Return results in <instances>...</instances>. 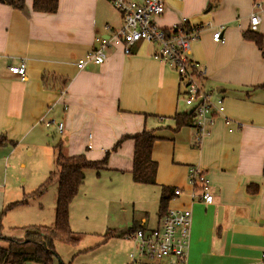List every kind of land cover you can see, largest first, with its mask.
<instances>
[{
    "label": "crops",
    "instance_id": "obj_1",
    "mask_svg": "<svg viewBox=\"0 0 264 264\" xmlns=\"http://www.w3.org/2000/svg\"><path fill=\"white\" fill-rule=\"evenodd\" d=\"M255 12L262 19L255 32L264 37V0H169L155 18L165 29L183 18L200 28L190 58L205 71L202 86L224 99V112L197 143L195 121L176 125L177 114L190 112L184 86L175 67L156 56V45L139 42L126 54L118 42L102 64L79 67L98 40L123 27L110 0H59L55 12L35 10L33 0L22 10L0 3V135L12 143L1 148L6 159L26 153L50 173L60 145L67 156L103 162L86 171L70 205L79 243L89 217L107 224L98 229L104 242L117 230L130 236L157 228L166 187L175 193L169 207L192 212L187 264L264 263V54L245 36ZM221 25L223 43L213 39ZM22 64L25 80L9 71ZM52 121L63 123L62 133L55 124L46 127ZM144 132L155 136L152 185L136 183L132 174L136 137ZM191 167L206 173L212 203L189 184ZM123 215L126 227L113 221Z\"/></svg>",
    "mask_w": 264,
    "mask_h": 264
},
{
    "label": "built area",
    "instance_id": "obj_2",
    "mask_svg": "<svg viewBox=\"0 0 264 264\" xmlns=\"http://www.w3.org/2000/svg\"><path fill=\"white\" fill-rule=\"evenodd\" d=\"M169 0H110L123 18V27L106 39L98 40L99 46L80 60L79 67L92 61L102 64L106 59V50L115 43L122 42L126 54L139 42H148L157 46L156 56L172 64L177 70L184 86L182 99L190 112L195 114L196 141L200 143L207 133V127L213 122L217 113L224 112V99L202 86L201 78L205 71L199 69L198 63L190 58L192 44L198 38L199 29L192 25L187 18L182 22L165 29L159 27L155 18L165 13ZM182 1V0H180ZM258 12L249 18L250 30L257 31L261 24ZM108 29V28H107ZM225 25L219 26L213 35L216 42L223 43ZM9 71L22 80L26 79L25 65H10ZM55 124L60 133L63 123L46 122V127ZM91 147V146H90ZM189 184L198 188L199 197L206 203L213 202L209 191V181L206 173L191 167L188 175ZM180 194L179 191L176 195ZM195 196V194H193ZM157 228L137 229L131 236L135 239L136 252L130 255L132 264L143 262L163 261L170 259L167 264H187V250L192 224V212L182 207H169L165 216L160 219ZM264 258V255H263ZM255 264H264L262 261Z\"/></svg>",
    "mask_w": 264,
    "mask_h": 264
},
{
    "label": "trees",
    "instance_id": "obj_3",
    "mask_svg": "<svg viewBox=\"0 0 264 264\" xmlns=\"http://www.w3.org/2000/svg\"><path fill=\"white\" fill-rule=\"evenodd\" d=\"M59 0H33V7L40 12H55ZM0 3L14 9L22 10L26 0H0ZM248 40L255 42L257 47L264 54V37L254 31L245 34ZM177 127L192 125L195 121L193 112L177 114L175 116ZM155 136L150 132H144L136 137V153L133 169V179L140 184H155L157 163L152 159L151 152ZM12 144L4 134L0 135V149ZM14 144V143H13ZM102 163L92 162L83 154L67 156L62 153L58 145L55 170L49 173L45 183L41 185L38 193H42L55 180L58 182V196L56 203V217L53 226H30L26 228V239H10L8 247L0 246V264H56V243H63L70 246H77L79 238L76 237L70 224V205L80 192L84 183L86 171L99 169ZM197 190H199L197 188ZM175 196L174 190L163 187L160 199L159 215L162 219L167 213L170 200ZM12 204V206L17 205ZM132 264V263H130ZM140 264H154L143 262Z\"/></svg>",
    "mask_w": 264,
    "mask_h": 264
},
{
    "label": "rangeland",
    "instance_id": "obj_4",
    "mask_svg": "<svg viewBox=\"0 0 264 264\" xmlns=\"http://www.w3.org/2000/svg\"><path fill=\"white\" fill-rule=\"evenodd\" d=\"M56 141L60 138L55 137ZM6 151L0 149V245L9 244L10 239H26V228L30 226H53L56 217L58 185L55 182L38 193L49 176L48 170L41 169L44 162L26 153L6 159ZM55 159V158H54ZM23 161L27 165L23 167ZM53 163V160H52ZM12 206V204H16ZM123 220V221H122ZM116 225L126 227V218L114 219ZM89 232L77 246L56 243V264H130V255L136 252V241L117 230L118 237L104 242V234L98 229L107 224L97 225L89 217ZM87 229V228H86ZM94 232H97L95 234ZM103 234V235H98ZM115 236V233L113 234ZM87 248V250H86ZM156 262V261H155ZM35 264V263H33Z\"/></svg>",
    "mask_w": 264,
    "mask_h": 264
}]
</instances>
